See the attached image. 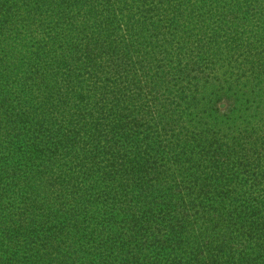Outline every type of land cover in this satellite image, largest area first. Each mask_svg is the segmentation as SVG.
<instances>
[{
  "label": "trees",
  "instance_id": "obj_1",
  "mask_svg": "<svg viewBox=\"0 0 264 264\" xmlns=\"http://www.w3.org/2000/svg\"><path fill=\"white\" fill-rule=\"evenodd\" d=\"M0 264H264V0H0Z\"/></svg>",
  "mask_w": 264,
  "mask_h": 264
}]
</instances>
